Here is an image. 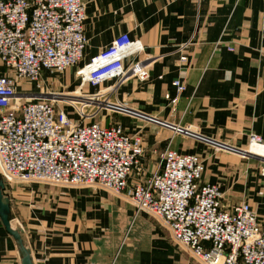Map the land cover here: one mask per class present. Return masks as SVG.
<instances>
[{
	"label": "crops",
	"instance_id": "1",
	"mask_svg": "<svg viewBox=\"0 0 264 264\" xmlns=\"http://www.w3.org/2000/svg\"><path fill=\"white\" fill-rule=\"evenodd\" d=\"M83 2L88 38L83 64L116 43L122 44L118 51L123 66L129 60L150 58L143 80L138 76L124 80L119 101L160 123L188 128L193 141L153 120L138 118L136 127L163 128L168 134L162 151L170 144L180 153L204 156L203 181L220 183L228 208L247 200L262 213L264 165L258 166L254 157L246 163L214 146L245 147L253 135L264 143V0ZM182 55L186 61L180 60ZM176 79L184 85L180 92L173 85ZM123 121L132 132L133 124ZM104 123L110 122L104 119ZM156 151L150 148L143 161L153 160L150 153ZM238 152L245 157V150ZM39 191L27 192L20 207L24 240L35 264H199L173 242L167 228L168 232L147 217L114 213L110 224L117 217L122 222L116 233L110 232L113 226L106 228L105 221L95 216L104 217L103 211L95 210L109 206L106 198L93 202L92 209L88 197L56 202L47 209L42 198L37 201L43 194ZM122 195L116 196L125 198ZM13 240L0 219V264H21Z\"/></svg>",
	"mask_w": 264,
	"mask_h": 264
},
{
	"label": "built area",
	"instance_id": "2",
	"mask_svg": "<svg viewBox=\"0 0 264 264\" xmlns=\"http://www.w3.org/2000/svg\"><path fill=\"white\" fill-rule=\"evenodd\" d=\"M85 20L83 0H0V61L12 71L13 80L40 88L47 75L63 72L84 57ZM121 45L93 58L82 69L85 75L95 81L114 75L145 78L150 58L123 66ZM173 85L179 92L184 89L180 79ZM110 88L83 96L77 118L58 111L46 97L50 93L0 88L3 182L99 186L115 195L131 184L137 212L156 218L199 264H264V198L262 213L245 200L228 208L220 183L203 181L201 155L180 153L169 144L144 182L132 180L144 169L146 145L138 132L100 119L101 111L128 110L121 101L102 100ZM172 126L177 133H188V128ZM250 145L264 148L255 135Z\"/></svg>",
	"mask_w": 264,
	"mask_h": 264
},
{
	"label": "rangeland",
	"instance_id": "3",
	"mask_svg": "<svg viewBox=\"0 0 264 264\" xmlns=\"http://www.w3.org/2000/svg\"><path fill=\"white\" fill-rule=\"evenodd\" d=\"M83 60H84V57L79 61L78 64H76L75 66H73V67H71V68H69L63 72L55 73L52 76L47 75L45 80L40 82V84H41L40 88L37 87V89L32 84L27 83L25 81H17L15 79L13 80L14 75H13L12 71L0 61V88H2V90H5L6 92H12V91L13 92H24V91H28V90H33L34 92L43 91V92L50 93L51 95H48V96L46 95V97H50L54 100L53 102H54L56 109L58 111H64L65 113H67L72 118L78 117V111L81 110V103L80 102L84 101L83 96H85V95H95V94H98L99 91L107 89L108 87H111L109 90H107V95H105V97H103L102 100H110L113 103H116L117 101H119V97H118L119 89L124 84L125 79H122V76H120V75H114V76L108 77L102 81H95L93 79L90 80L88 75H85V72L87 70L86 71L82 70L83 67L85 68V66L89 62L83 64ZM141 79L143 80L144 78H141ZM24 97H26V96H23L22 100H24ZM174 99H178V97H176ZM174 99H173V102H175ZM123 104H125V103H123ZM92 105H94V104H92ZM99 116H100V119L103 118V120L106 119L108 122H112V123H120L123 120L124 121L129 120V122H131V124H133V126L131 127V128H133L132 132L133 133L138 132L144 138V142L146 145V152L149 151L150 148H153L154 151L157 150L156 153H152L153 155L150 153L151 157L152 156L154 157L153 160H149L148 158H146L145 162L143 161L144 169L141 170V172H140L141 174L139 175V174L134 173V175L132 177V180H134L135 182H144L150 176L152 171L154 170L155 166H153V165L154 164L156 165V162L159 159V156H160V154L162 152V148H163L162 146L164 145L163 142L166 139V138H164V136H167L168 133L163 128H160V127H155L154 129L152 128L153 131L151 129L152 126H147V127H145V129H142L141 126H139V128H140L139 129L135 125L136 119L138 120V118H139V122H143L142 120L150 119V120L156 121L157 123H159L163 126H170L172 128L174 126L167 124V123H165V124L160 123L158 120L151 118L150 116L146 115L145 113H142V112L137 111V110H132L130 108H128V110L124 111V112H122V111H107V110L101 111L99 113ZM146 116H148V119L144 118ZM124 121H123V123H124ZM179 126H180V124H179ZM151 133H152V135H151ZM184 135L186 136V140H192L193 141V139H192L193 135H189V134H184ZM203 139L208 144L212 142L209 139H205V138H203ZM215 143H217V142H215ZM212 146H214V145H212ZM251 146L252 145L249 144L248 146H245V147H241V148L235 147L234 148L233 146L231 147L230 145L228 146V145L220 144L218 146L215 145L214 147L215 148L217 147L216 149L220 150V152H222V153H228V154H229V152H230V154L234 153L238 156L237 158H240L241 161H244L247 163L250 160L253 161V159L248 158V157H246V158L242 157L241 153H239L238 151L247 150ZM155 154H157V155H155ZM198 155H200V154H198ZM151 157H150V159H151ZM202 157L204 158V156H202ZM204 160H205V158H204ZM259 161H261L262 163H258ZM259 161H256V163L259 164L258 166H263L264 161L263 160H259ZM205 168H206V166H205ZM255 171H256V169H255ZM134 181H132V182H134ZM4 185H5V187L3 190V194L9 198L10 204H11V216H10V218H11L13 227L19 228L22 231V235H23L25 240H26L25 227H24V224L21 220L20 207H22L25 204V201H26L25 197L28 196L27 192H29L33 189H40V188H41V191H43V192L39 191V193H43V194L40 195L39 197H37V201L41 200V198H42L43 200H41V204H45L46 206H44V207L47 209H49L50 206H54V204L56 202L73 203V202H76L78 200H81L82 198L85 200V198H87V197L89 198L88 202H89V205H91L90 208L92 209L94 206L93 202H96L97 200H101V199L106 198V204L105 205L107 206V204H108L109 205V206H107L108 208L104 206L103 210H95V212L97 214L100 213L98 211H103L104 217L97 216V215H95V216L99 220L105 221L106 228L113 226V229L110 231V232H113V234L119 230V228H117L116 226L119 225V221L121 220L120 217H117L115 219V223L113 222V224H110V222H109L110 217L113 216L114 213H118L119 215H121V213H124L127 215L130 214L133 217H135L136 215L144 216V217H147L149 219V221L154 223V225L160 226L163 229H165L164 226L153 216H151L147 213H144V212H137L136 208L130 202L131 184H130V187L124 191V193H123L124 195H122L126 199L122 198V197H118V196L114 195L113 193H111V192H109L103 188H100L99 186H82V185H74V186H60V185H58V186H55V185H50V184H41V183H37V182H30V183L5 182ZM45 190H49V191H51V193L47 195L44 193ZM107 199L113 200V201L115 200L116 202L120 201V203L119 204L108 203ZM241 201H243V200H241ZM245 201H247V200H245ZM121 222H122V220H121ZM166 231L168 232V230H166ZM107 232H109L108 229H107ZM13 242H14V240H13ZM173 242H174V240H173ZM25 244L27 245L26 241H25ZM27 247H28V245H27ZM179 248H180V246H179ZM180 249L183 250L189 258H191L195 262H198L192 257V255L190 253L187 252L186 249H184V248H180ZM18 255L20 256L19 249H18ZM20 258H21V256H20Z\"/></svg>",
	"mask_w": 264,
	"mask_h": 264
},
{
	"label": "water",
	"instance_id": "4",
	"mask_svg": "<svg viewBox=\"0 0 264 264\" xmlns=\"http://www.w3.org/2000/svg\"><path fill=\"white\" fill-rule=\"evenodd\" d=\"M4 182L0 177V219L6 231L13 237L15 240L19 253L21 256V264H35L33 256L31 254V249L25 244V240L22 235V231L13 227L11 221V204L8 197L3 194Z\"/></svg>",
	"mask_w": 264,
	"mask_h": 264
},
{
	"label": "bare ground",
	"instance_id": "5",
	"mask_svg": "<svg viewBox=\"0 0 264 264\" xmlns=\"http://www.w3.org/2000/svg\"><path fill=\"white\" fill-rule=\"evenodd\" d=\"M245 157H254L264 161V148L258 145H252L249 149L245 150Z\"/></svg>",
	"mask_w": 264,
	"mask_h": 264
}]
</instances>
